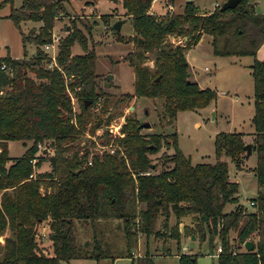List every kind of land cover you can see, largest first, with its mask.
Here are the masks:
<instances>
[{
    "label": "trees",
    "instance_id": "1",
    "mask_svg": "<svg viewBox=\"0 0 264 264\" xmlns=\"http://www.w3.org/2000/svg\"><path fill=\"white\" fill-rule=\"evenodd\" d=\"M151 1L120 0L133 33L129 40L133 50L124 58L133 73L129 96L160 98L158 116L168 123L179 111L205 107L216 92L190 79L185 55L207 35L214 56L253 57L249 64L251 137L246 141L242 132L220 131L213 141L215 161L192 164L178 147L175 132L143 134L132 112L120 124L121 135L96 134L112 113L97 83L95 55L86 48L87 39L76 21H70L66 35L57 42L53 60L39 49L29 58L24 51L26 43L50 44L54 22L67 16V1L22 0L6 18L18 30L25 21L40 26L27 36L20 32L21 58H0V264H70L73 258L119 257L132 258V264H155L147 250L133 259L131 243L140 233L159 234L154 231L159 214L164 216L163 227L169 215L174 216L168 234L176 241L178 264H196V254L179 252L180 233L198 241L208 235L210 246L214 238L218 240L217 264H264V56L254 57L264 40V13L254 12L252 2L239 0L223 12L217 6L211 13H200L191 1L181 13L166 10L156 15L149 12ZM4 4L11 5L12 0H2L0 7ZM75 42L82 54L71 55ZM92 137L98 144L110 143L115 152H95L87 164L86 146L95 144ZM77 138H87L83 150L64 155ZM10 140H29L30 145L10 159ZM248 141L256 179L249 210L239 202L238 184L230 180L227 162L221 159L227 156L241 169L247 157L243 145ZM38 145L53 149L55 163L50 171L34 173V167L48 158ZM162 145L171 147L172 153L161 154L156 171L157 164L150 167L149 156ZM32 157H36L34 167ZM227 204L233 207L226 210ZM104 219L116 220L122 228L125 254L103 250L95 236L90 249L76 243V221ZM179 223H183L181 229ZM43 224L50 230V255L37 242V228ZM247 239L253 244L250 250L242 246Z\"/></svg>",
    "mask_w": 264,
    "mask_h": 264
},
{
    "label": "rangeland",
    "instance_id": "2",
    "mask_svg": "<svg viewBox=\"0 0 264 264\" xmlns=\"http://www.w3.org/2000/svg\"><path fill=\"white\" fill-rule=\"evenodd\" d=\"M21 1L12 0L11 5L4 4L0 7V58L9 56L18 59L23 56L24 51L27 58H29L35 54L37 49L48 56L54 57L57 51V42L66 35L70 21L75 20L77 27L87 39L86 48L95 55L97 83L100 90L107 95L109 101L108 111L112 113L110 120L103 122L99 129L95 131L96 134H100L101 131L120 132V124L124 121V116L132 112L140 122H149L148 127H141L140 131L143 134L175 132L178 147L190 159V162L195 164L215 161L213 141L216 133L226 131L242 132L244 135H248L247 133L253 130L250 123L252 115V81L249 73L252 56H214L210 46V37L203 35L201 37L203 39L187 51L186 60L193 78L199 80L203 87L213 89L216 92V97L203 108L177 112L174 119L168 123L166 118L159 119L158 116V112L161 113L162 110V100L160 98L129 96L132 93L133 73L124 58L127 53L133 50V43L129 41L133 33L130 19L124 15L120 0H66L67 2H64V5L67 9V16H62L54 22L50 42L53 47L51 46L52 48L50 47L48 51L44 47L49 44L36 46L32 43H26L23 51L20 32L26 36L30 35L31 32L36 33L40 23L22 22L19 25V31L6 18L10 9L18 8ZM224 1L195 0L194 4L200 8H205L199 9L200 13H207L215 5L220 6ZM262 1L264 3V0ZM186 2L191 1L152 0L149 12L161 15L166 11V6L169 4L171 6L170 14H178L183 11ZM258 9H261V7L256 8L254 12H258ZM117 21H121L122 25L119 31L113 34L111 27ZM54 39L55 41L52 43ZM82 53V47L75 42L71 47V55ZM148 65L151 67L152 63L149 61ZM108 75L111 76L110 80H107ZM99 102H101L100 99ZM75 108L77 109V104H75ZM144 110L147 111L146 114ZM118 113L121 114L118 115ZM102 116L105 117V115ZM110 134L112 138L116 137L114 134ZM100 139L99 142H101ZM82 141L87 142V138H84V140L77 138L73 147L65 151L64 155H69L71 151L76 149L80 153L84 147ZM8 144V156L11 159L20 156L30 145V141L10 140ZM109 144L106 143L102 146V148L105 147L104 151H108L106 148ZM100 145L91 144L89 147L87 145L86 147L90 151L89 154L97 151L98 147H101ZM52 152L53 149L48 147L47 155L52 154ZM163 152L170 154L172 148H166L162 145L157 152L149 156L152 165L153 163L157 164L156 171L160 169L161 154ZM223 157L227 162L230 179L238 183L239 199L245 205V208L249 210L250 205L248 202L251 196L255 195L256 179L251 171H237L233 162L227 156L223 155ZM254 162L253 153L248 155L245 167ZM50 169L51 165L48 158L41 161L40 166L37 168L39 172L50 171ZM230 207L227 204L225 209L227 210ZM163 218L164 216L159 214L154 224V231L157 230L159 234H151L146 237L140 233L136 240L132 241L131 255L133 259L136 256H142L147 250L154 256L155 264H176V254L178 253L176 241L171 239L168 234L175 219L173 214H170L167 219V226L163 227ZM74 230L77 244L83 243L84 247L87 246L90 249L95 236L103 250H108L111 254L126 253L123 231L116 224V220L104 219L95 221V223L76 221ZM49 231L45 224L37 228L38 245L48 255L52 254L51 240L48 236ZM94 232L95 234L92 235ZM207 236L203 241H198L191 240L190 237L188 238L180 233L179 252H182V246H186L187 252L196 254V264H216L214 253L219 241L214 238V245L210 246ZM167 250L168 252H166ZM158 252L161 254H157ZM161 255L164 259L158 260L162 257ZM125 261L126 259L122 257L115 262H112L110 258H101L98 261L94 258H85L72 260L71 263L124 264Z\"/></svg>",
    "mask_w": 264,
    "mask_h": 264
},
{
    "label": "crops",
    "instance_id": "3",
    "mask_svg": "<svg viewBox=\"0 0 264 264\" xmlns=\"http://www.w3.org/2000/svg\"><path fill=\"white\" fill-rule=\"evenodd\" d=\"M188 1H192L193 2V4H194V1L195 0H188ZM250 2H252L253 3V10L254 11H256V8H258V7H261V9H258V12H260V13H264V3H263V1L262 0H252V1H250ZM196 7H198V9H205L204 7L203 8H200L198 5H196V4H194ZM217 7V5H215L213 8H212V10H210V11H208L207 12V14L208 13H211L215 8ZM258 12H256V13H258ZM201 37H203V35L201 36ZM199 38V41H198V43L203 39V38ZM186 39H183V41H185ZM197 43V44H198ZM193 47V46H192ZM191 47V48H192ZM264 56V40L259 44V47L257 48V50H256V52H255V54H254V57L256 58V59H258V60H260V58H262ZM185 58H186V55H185ZM193 59H194V57H192ZM187 61V60H186ZM188 63V62H187ZM188 67H189V65H188ZM189 72H191L190 70H189ZM189 77H190V79L192 80V81H196L197 82V84L199 85V87H202L203 88V86L200 84L201 82L199 81V80H196V79H194L193 78V76L191 75V73H189ZM248 135H244L243 137H244V139L245 140H249V138L251 137V134L250 133H247ZM249 142V141H248ZM9 146V144H8V142H7V147ZM250 154H253V152L251 151L248 155H250ZM248 155H246L247 157L243 160V162H242V168L241 169H236L237 171H241V170H247V171H251V167L254 165V163H251V164H249V166H247V167H245V163H246V160H247V158H248ZM221 159H224V157L223 156H221ZM225 160V159H224ZM247 168V169H246ZM252 172V171H251ZM253 174V173H252ZM230 178V177H229ZM230 180H232V179H230ZM232 181H234V180H232ZM238 184V183H237ZM237 195H238V200H239V202H241L242 203V201H240V199H239V194L237 193ZM249 202H250V199H249ZM248 202V203H249ZM244 203V202H243ZM228 205H230L231 207L229 208V209H231L232 207H233V204H228ZM250 205V204H249ZM228 210V209H227ZM183 223H179V228L181 229L182 228V225ZM43 230H44V228H43ZM191 240H197V239H191ZM161 246V245H160ZM217 251H216V248H215V258H216V255H217ZM157 254H159L160 255V253L158 252ZM177 255V254H176ZM178 257V256H177ZM123 259H126V261H125V263L124 264H132V258H129V257H122ZM80 259H85V258H73V259H71L70 261H69V263L70 264H72L71 263V261L72 260H80ZM118 259V258H117ZM116 258L114 259V260H112V262H115L116 260H117ZM119 259H120V257H119ZM164 259V257L162 256V257H160V259H158V260H163ZM176 264H178V261H177V258H176ZM217 264V263H216Z\"/></svg>",
    "mask_w": 264,
    "mask_h": 264
},
{
    "label": "water",
    "instance_id": "4",
    "mask_svg": "<svg viewBox=\"0 0 264 264\" xmlns=\"http://www.w3.org/2000/svg\"><path fill=\"white\" fill-rule=\"evenodd\" d=\"M238 3H239V0H225V1H224L223 3H221L220 6L218 7V11H219V12H223V11L228 10V9H233ZM121 25H122V22H121V21H117V22H115V23L112 25V27H111V29H112V33H113V34L117 33V32L119 31ZM138 42H141V40L138 39ZM188 75H189V74H188ZM110 79H111V76L108 75V79H107V80H110ZM158 80H159V78H156V81H158ZM84 103H85V102H84ZM131 109H132V107H131ZM144 113L146 114L147 111L144 110ZM139 126H140V127H148V126H149V122H148V121L141 122V123L139 124ZM243 149H244L246 155H248V154L251 152V145H249V142H247V143H245V144L243 145ZM43 152H44L45 154H47V149H43ZM48 161H49L50 165L53 167V166H54V163H55V157H54L53 154L48 155ZM152 166H153V165L150 164V167H152ZM190 239H194V236L191 235V236H190ZM242 246H243L245 249L250 250V249H252L253 244H252V241H251V240L247 239V240H245V241L242 243Z\"/></svg>",
    "mask_w": 264,
    "mask_h": 264
},
{
    "label": "built area",
    "instance_id": "5",
    "mask_svg": "<svg viewBox=\"0 0 264 264\" xmlns=\"http://www.w3.org/2000/svg\"><path fill=\"white\" fill-rule=\"evenodd\" d=\"M166 7H167V8H166L167 11H169V10L171 9V6H170L169 4H168ZM169 12H170V11H169ZM54 41H55V39L52 41V43H54ZM177 43H181V41H178ZM51 46L53 47V44H49V45L45 46L44 49H45L46 51H48V50H50L49 48H50ZM52 47H51V48H52ZM46 55H47V54H46ZM50 57H51V60H53V57H52V56H50ZM49 66H50V64H49ZM105 129H106V128H105ZM105 129H104V130H105ZM108 129L111 131L110 128H108ZM101 132H102V131H101ZM111 133L114 134V136H115V135H121V133L118 132V131H111ZM92 138H93V140H94V142H95L96 145H100V144L96 143L95 137H92ZM82 142H83V141H82ZM100 146H101V147H98L97 151H95V152L100 153L102 150H104L105 147L102 148L103 145H100ZM43 149H47V148H45V147L42 146V145H38V150H39V152L43 153ZM93 150H94V149H93ZM106 150H108L107 152L110 153V154H113V153L115 152V148H114L111 144H109V145L107 146ZM95 152H93V154H94ZM91 156H92V154H88L87 159H86V163H87V164H90V163H91V160H92ZM35 162H36V157H32V158L30 159V163L32 164L33 167L35 166ZM37 171H38L37 168L34 167V173L37 172ZM31 176H32V175H31ZM249 204H250V202H249ZM220 249H221V248H220V245L218 244V245L216 246V251L219 252ZM181 250H182V253H189V252L186 251V250H187V249H186V246H182V247H181Z\"/></svg>",
    "mask_w": 264,
    "mask_h": 264
}]
</instances>
